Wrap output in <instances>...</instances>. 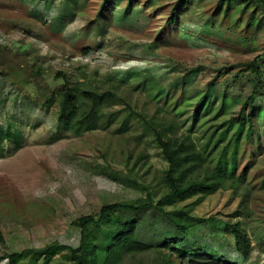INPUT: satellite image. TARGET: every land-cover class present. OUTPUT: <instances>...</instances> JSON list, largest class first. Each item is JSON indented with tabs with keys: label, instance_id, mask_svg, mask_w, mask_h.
Listing matches in <instances>:
<instances>
[{
	"label": "rangeland",
	"instance_id": "374dc122",
	"mask_svg": "<svg viewBox=\"0 0 264 264\" xmlns=\"http://www.w3.org/2000/svg\"><path fill=\"white\" fill-rule=\"evenodd\" d=\"M177 3L0 0V257L54 242L76 248L81 217L148 196L157 203L167 192L159 178L168 163L154 132L173 126L206 154L210 135L215 144L225 135L220 125L239 116L257 87L249 65L264 51V7L259 0L246 9L189 0L173 19ZM260 68L264 81V60ZM64 74L81 91L117 93L99 128L77 134L57 126ZM52 92L56 101L46 106ZM89 106L80 104V112ZM244 109L253 139L248 125L239 134L233 128L210 157L211 166L222 158L225 168L237 150L239 163L236 178L194 206L207 222L182 236L155 208L116 209L100 224L102 264L113 242L130 237L147 245L168 239L183 252L208 250L230 264H264V87ZM227 222H240L252 240L248 260L224 232ZM156 259L151 250L122 264Z\"/></svg>",
	"mask_w": 264,
	"mask_h": 264
},
{
	"label": "trees",
	"instance_id": "16d2710c",
	"mask_svg": "<svg viewBox=\"0 0 264 264\" xmlns=\"http://www.w3.org/2000/svg\"><path fill=\"white\" fill-rule=\"evenodd\" d=\"M225 1H227L229 7L239 4L243 5L244 9L255 2V0ZM188 2L189 0H178L172 12L173 19L178 13V5L185 6ZM259 3L264 7V0H259ZM254 13H252L251 19H253ZM262 60H264V51L249 65L256 75L257 87L247 99L244 108L248 104L253 107L257 101V94L264 87L260 68V62ZM65 76L64 74L63 77L65 80L63 84L59 86L62 92L61 96L57 98L59 104L57 126L65 131H75L77 134L99 128L104 106L112 105L116 101H120L117 93L114 91H106L103 93L92 90L81 91L79 82L74 83L70 77ZM208 97H210L209 93L199 101L194 111V124L198 121L199 110L207 101ZM46 101V106L55 102L56 94L52 92ZM80 104H90L89 109H84L80 112ZM46 106L45 108L48 109ZM244 108L238 117L231 118L228 122L220 125L224 129L225 135L217 140L215 144H213V134L210 135L205 148L208 149V153L206 154L203 148L198 147L191 135L176 136V131L172 128L173 126H164L161 130L154 132V142L161 149L162 155L168 163V168L159 178V184L167 192L157 203H154L148 196L132 202H119L104 206L98 218L84 216L78 220V225L81 229L78 247L75 248L54 242L39 249L5 254L0 257V263L7 261V264H102L98 247L96 246L101 231L100 224L108 213L116 209L138 212L143 209L155 208L174 225L182 236H185L188 230L206 223V218H201L193 214L194 206L201 203L207 196L219 191L220 183L225 178H236L239 163L237 150L234 151L235 155L225 168L222 164V158H218L215 165L211 166L209 161L210 157H212L217 149L219 151V147L233 128H237V134H239L245 131L246 125H248L249 128L246 132V138L249 142L253 139V119L250 118L248 122L246 121L247 112ZM142 121L145 123L147 129H153V123H149L143 117ZM227 148L228 146L224 147L222 151L223 155ZM220 156L223 157L222 155ZM193 198H197L195 202L188 203ZM237 215L241 216L243 213H237ZM224 232L228 236L233 237L237 251L245 260H248L252 254L253 244L241 223L227 222ZM151 250L155 251L157 255L156 262L159 264H230L217 259L208 250L199 249L193 250L192 252H183L181 249L174 248L173 242L168 239L160 243L147 245L138 242L134 237H130L120 243L113 242L105 252L106 259L103 264H122L126 257L136 258L142 253ZM58 255L66 261L59 259L60 257L58 258Z\"/></svg>",
	"mask_w": 264,
	"mask_h": 264
}]
</instances>
